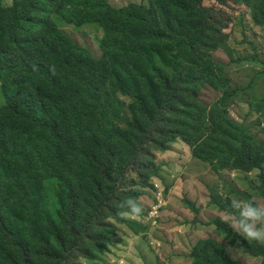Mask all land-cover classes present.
Listing matches in <instances>:
<instances>
[{
    "label": "trees",
    "instance_id": "16d2710c",
    "mask_svg": "<svg viewBox=\"0 0 264 264\" xmlns=\"http://www.w3.org/2000/svg\"><path fill=\"white\" fill-rule=\"evenodd\" d=\"M238 4L264 26V0ZM65 26L100 30L101 58L80 47ZM209 26L206 0H148L120 9L108 0H15L10 7L0 0V264L45 263L52 246L68 236L79 246L81 201L97 210L110 204L116 176L177 139L203 163L256 173L264 199V143L228 113L238 91L226 67L210 59L197 74L180 69ZM254 62L261 81L264 60ZM206 89L221 93L216 107L222 113L202 138L189 139L202 128ZM117 95L131 100L124 129L115 120L122 113ZM221 194L214 202L226 213L234 211L233 200L249 199L229 185ZM214 224L247 252L261 248L223 217ZM192 259L239 264L215 239L200 240Z\"/></svg>",
    "mask_w": 264,
    "mask_h": 264
},
{
    "label": "rangeland",
    "instance_id": "374dc122",
    "mask_svg": "<svg viewBox=\"0 0 264 264\" xmlns=\"http://www.w3.org/2000/svg\"><path fill=\"white\" fill-rule=\"evenodd\" d=\"M1 1L10 7L15 0ZM147 1L108 0L115 9ZM206 6L210 14L209 32L185 55L180 69L190 76L202 71L210 59L223 64L232 87L238 91L228 113L264 143V79L259 81L258 75L263 71L254 62L264 60V26L256 24L252 10L240 6L238 0H206ZM63 31L95 60L101 58L100 30L65 26ZM220 98L221 93L213 89L201 93L202 128L189 139L207 134L213 120L222 113L223 109L216 107ZM117 100L122 113L115 120L124 129L131 117V100L123 95H117ZM2 105L0 84V108ZM149 153L152 157H144L141 163L129 166L125 176H116L110 204H102L109 185L99 192L98 205H102L98 210L91 203L81 201L75 227L79 246L74 247L68 236L62 245L52 246L51 257L42 264H193V248L203 239H215L223 244L230 258L239 264H264V243L259 242L261 248H254L251 254L241 240L227 237L214 224L217 217L224 218L226 214L214 202L215 197L222 196L226 185L264 205L255 186L256 173L203 163L181 139L166 144L161 151L150 149ZM52 186L55 185H48V189ZM129 200L143 208L140 218L125 219L118 215L131 210ZM112 231L102 251V241Z\"/></svg>",
    "mask_w": 264,
    "mask_h": 264
},
{
    "label": "clouds",
    "instance_id": "9594fccd",
    "mask_svg": "<svg viewBox=\"0 0 264 264\" xmlns=\"http://www.w3.org/2000/svg\"><path fill=\"white\" fill-rule=\"evenodd\" d=\"M128 203L131 205V210L121 211L118 215L125 219L140 218L143 211L141 205L132 200H129ZM231 208L234 211L226 213L224 220L246 239L264 243V205L257 204L252 198L233 200Z\"/></svg>",
    "mask_w": 264,
    "mask_h": 264
},
{
    "label": "built area",
    "instance_id": "2783aa9c",
    "mask_svg": "<svg viewBox=\"0 0 264 264\" xmlns=\"http://www.w3.org/2000/svg\"><path fill=\"white\" fill-rule=\"evenodd\" d=\"M155 186H156V188H158V185H155ZM158 195L161 196L162 194L158 192Z\"/></svg>",
    "mask_w": 264,
    "mask_h": 264
}]
</instances>
